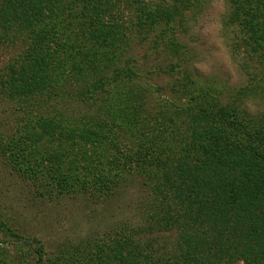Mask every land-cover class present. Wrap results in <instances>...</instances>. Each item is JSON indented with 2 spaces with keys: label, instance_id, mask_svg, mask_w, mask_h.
<instances>
[{
  "label": "trees",
  "instance_id": "16d2710c",
  "mask_svg": "<svg viewBox=\"0 0 264 264\" xmlns=\"http://www.w3.org/2000/svg\"><path fill=\"white\" fill-rule=\"evenodd\" d=\"M170 1V20L199 3ZM229 1L246 55L264 70V0ZM123 9L154 19L142 0H0V46L23 45L0 72V95L30 102L25 123L0 140L31 196L109 203L134 175L159 198L150 225L49 264H264V118L221 108L188 74L175 79L173 99L155 98L151 117L136 61L110 58L125 45ZM61 99L94 107L97 122H71L56 109ZM129 231L168 233L170 254L155 249L160 237L142 243ZM34 254L43 264L41 248Z\"/></svg>",
  "mask_w": 264,
  "mask_h": 264
},
{
  "label": "rangeland",
  "instance_id": "374dc122",
  "mask_svg": "<svg viewBox=\"0 0 264 264\" xmlns=\"http://www.w3.org/2000/svg\"><path fill=\"white\" fill-rule=\"evenodd\" d=\"M142 4L148 7L146 11L154 15L155 20L150 17L147 22L143 12L128 9L118 12L116 17L127 26L123 34L125 45L110 58L120 61L121 66L127 59L136 61L141 81L151 93V98L146 97L141 104L151 117L159 110L155 98L173 99L171 89L175 79L188 74L198 86L218 94L221 108L239 106L249 117L264 118L261 95L264 70L254 57L246 55L241 42L243 33L231 21L229 0H199L194 8L173 20L169 19L173 12L170 0H142ZM165 8L167 12H163ZM151 21L155 23L153 28ZM163 27L169 28L166 34L162 32ZM22 47L21 44L13 49L0 46V72ZM168 69L174 71L170 73ZM29 103L0 95V138L14 132L17 124L25 123L24 109ZM56 109L77 125L97 122L94 107H85L75 99H61ZM83 109H87L85 117H81ZM39 112L45 116V113L52 114L49 108ZM31 113H38V110ZM2 141L0 251L5 257L0 254V264H36L38 259L34 251L40 248L44 254L43 264H49L57 256L107 243L121 229L142 228L156 218L158 195H153L151 186L142 177L134 175L109 203L69 195L34 199L27 183L11 163L10 149L4 148L5 139ZM129 233L142 243L160 237L159 242L153 244L155 249L165 257L170 254L172 237L169 239L168 233Z\"/></svg>",
  "mask_w": 264,
  "mask_h": 264
}]
</instances>
